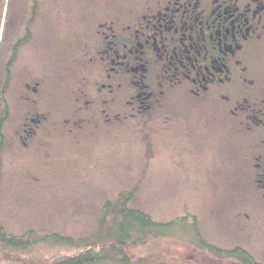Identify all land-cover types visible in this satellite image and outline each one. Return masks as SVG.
I'll return each mask as SVG.
<instances>
[{"label":"flooded vegetation","instance_id":"flooded-vegetation-1","mask_svg":"<svg viewBox=\"0 0 264 264\" xmlns=\"http://www.w3.org/2000/svg\"><path fill=\"white\" fill-rule=\"evenodd\" d=\"M80 9L54 30L77 41L61 92L36 79L20 88L27 111L11 137L24 182L44 183L48 165L59 183L79 182L80 149L109 148L125 131L187 139L223 130L242 172L236 181L244 174L264 193V0H84ZM203 241L190 252L245 250Z\"/></svg>","mask_w":264,"mask_h":264},{"label":"rangeland","instance_id":"rangeland-1","mask_svg":"<svg viewBox=\"0 0 264 264\" xmlns=\"http://www.w3.org/2000/svg\"><path fill=\"white\" fill-rule=\"evenodd\" d=\"M37 2L31 37L17 52L6 92L10 116L3 124L0 224L12 235L45 230L83 239L96 231L106 201L121 192L136 190L130 208L145 212L158 223L195 216L205 241L223 249L241 245L263 263L264 193L248 183L244 174L243 184L239 178L237 183L242 172L238 173L234 166L236 157L226 145L230 140L223 130L206 131L187 139L168 136L167 132L155 133L152 127L125 131L120 141H109V148L95 144L86 146L85 151L80 149L82 162L76 166L79 182L59 183L63 176L50 165L39 170L44 183L33 186L24 182L27 167L18 168L15 164L25 158L14 151L11 137L27 111L25 101L20 99L21 85L36 79L41 84H56L57 93L61 92L59 88L68 73L67 55L77 41L60 38L54 30L84 7V0L82 4L80 0ZM184 145L191 148V153L176 152ZM173 233L157 242L161 246L151 250L145 246L137 254L146 259V264H178L181 259L188 264L218 262L209 255L190 252V234L177 230ZM157 250L165 256L149 259L160 255ZM50 254L51 251L44 256L49 258ZM98 264L120 263L107 260Z\"/></svg>","mask_w":264,"mask_h":264},{"label":"trees","instance_id":"trees-1","mask_svg":"<svg viewBox=\"0 0 264 264\" xmlns=\"http://www.w3.org/2000/svg\"><path fill=\"white\" fill-rule=\"evenodd\" d=\"M37 8V0H0V167L1 152L5 144L3 124L9 118V106L5 97L11 67L20 46L31 37L30 26L35 20ZM136 192H121L113 200L106 201L102 206L103 213L97 222L96 231L83 239L45 230H28L12 235L0 224V264H98L107 260L120 264H146V259L137 254L139 248L148 246L147 250H151V247L161 246L157 242L171 237L175 230L190 234L189 247H195L194 241L206 244L195 217L185 215L170 222L158 223L145 212L130 208ZM50 251V257L46 258L45 253ZM157 252L160 254L157 257L146 255L149 259L158 260L165 256L159 250ZM207 254L217 261L264 264L247 250L225 251L209 246ZM191 255L189 252L188 256Z\"/></svg>","mask_w":264,"mask_h":264}]
</instances>
